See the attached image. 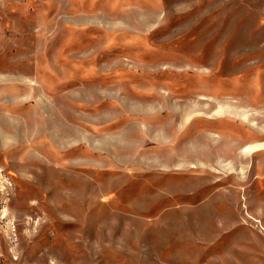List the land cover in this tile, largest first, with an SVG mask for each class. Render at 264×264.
I'll return each instance as SVG.
<instances>
[{
	"label": "rangeland",
	"instance_id": "1",
	"mask_svg": "<svg viewBox=\"0 0 264 264\" xmlns=\"http://www.w3.org/2000/svg\"><path fill=\"white\" fill-rule=\"evenodd\" d=\"M0 264H264V0H0Z\"/></svg>",
	"mask_w": 264,
	"mask_h": 264
}]
</instances>
